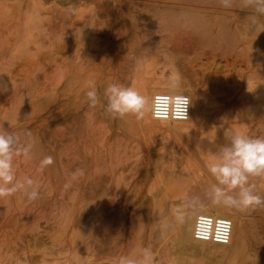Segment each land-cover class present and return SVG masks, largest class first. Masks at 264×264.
Instances as JSON below:
<instances>
[{"label":"rangeland","instance_id":"374dc122","mask_svg":"<svg viewBox=\"0 0 264 264\" xmlns=\"http://www.w3.org/2000/svg\"><path fill=\"white\" fill-rule=\"evenodd\" d=\"M258 7L0 0V125L33 142L32 158L14 162L17 178L31 177L40 192L35 201L0 198V264H116L141 247L154 264H264V205L232 210L246 222L236 249L181 241L173 220L177 206L210 202L208 163L228 143L225 130L264 137ZM172 75L202 98L194 124L104 112L108 83L149 97ZM89 79L101 98L95 108L86 103ZM44 156L53 163L41 170ZM250 183L264 197V177Z\"/></svg>","mask_w":264,"mask_h":264},{"label":"clouds","instance_id":"9594fccd","mask_svg":"<svg viewBox=\"0 0 264 264\" xmlns=\"http://www.w3.org/2000/svg\"><path fill=\"white\" fill-rule=\"evenodd\" d=\"M223 6L230 5V0H221ZM258 14H264V0L257 8ZM164 87L169 93V102L175 103L177 109H182L187 117L189 96L184 95L183 82L178 75L168 77ZM6 89L0 88V91ZM86 103L91 108L101 105L95 79H89L85 91ZM106 103L103 110L112 118L123 119L134 117L143 120L152 111L148 97L134 86L122 83H108L103 89ZM160 115L159 110L155 112ZM31 137V132H26ZM228 143L220 148L218 154H212L208 163V171L215 179L210 184L208 197L212 205L222 206L236 211L264 205V197L255 192V185L250 183V177H264V137H252L244 132L225 130ZM33 142H22L19 134L5 129L0 125V198L21 193L29 201L39 199L40 192L36 181L31 177L18 179L16 175V157L32 158ZM53 163L52 156H44L40 160L43 170ZM80 170L76 175H83ZM200 207L187 202L177 206L174 211V224H182L190 211ZM227 227V225H225ZM116 264H154V254L151 249L141 247L133 255L121 256Z\"/></svg>","mask_w":264,"mask_h":264},{"label":"bare ground","instance_id":"6f19581e","mask_svg":"<svg viewBox=\"0 0 264 264\" xmlns=\"http://www.w3.org/2000/svg\"><path fill=\"white\" fill-rule=\"evenodd\" d=\"M177 66V65H176ZM181 72V69H179ZM179 72V71H178ZM185 74V73H184ZM186 76V75H185ZM188 76V75H187ZM186 78V77H185ZM188 78V77H187ZM188 81V80H187ZM189 83V82H188ZM192 83V82H191ZM184 84V83H183ZM187 84V83H186ZM190 84V83H189ZM191 86V85H190ZM193 89H194V84H193ZM195 90V89H194ZM184 91V95L187 94L186 96H189V100H190V109H189V117L187 118L186 122L187 124H194V122L200 117V108H201V104H202V98L199 94L196 93H190L186 90H182ZM198 91V90H196ZM155 92V91H154ZM154 92H151V94L149 95L148 99H149V103L151 105V98L154 94ZM155 93H168V90L166 88L163 89H157ZM148 118H151V112L147 115ZM156 121V120H155ZM160 122H176V123H180L179 121H160ZM182 122V123H183ZM164 168V167H163ZM162 169V168H161ZM163 176V174H162ZM165 176V175H164ZM162 179V178H161ZM171 178H166V181H170ZM174 184V182H172ZM172 184V185H173ZM158 188V187H157ZM155 189V193L156 190ZM162 188V187H161ZM168 188V187H167ZM160 193H161V189ZM164 191V190H163ZM159 193V194H160ZM163 194V192H162ZM161 195V194H160ZM166 195V194H165ZM157 199V198H156ZM170 200V199H169ZM163 204V203H162ZM170 206V205H169ZM168 206V207H169ZM200 207H198L196 210L194 211H190L185 219L184 222L182 224H178V229L180 231V240L181 241H186L189 243L192 242H196V243H201L204 245H212V246H219V248H223V247H232L234 249L238 248L241 243L243 242L244 239V234H245V230H246V222L242 217L237 216L231 209H227L224 208L222 206H214L211 204V202L207 203V204H200ZM163 207V206H162ZM173 207V206H172ZM167 208V207H166ZM160 209V208H159ZM162 210V209H160ZM158 210V211H160ZM165 210V209H164ZM162 212V211H161ZM166 212V211H165ZM164 212V213H165ZM167 214V213H166ZM199 214H206V215H211V216H216V217H223V218H228L232 221L233 224V228H232V233H231V237H230V241L227 245L222 246V245H215V244H211V243H203V242H198L195 241L192 237V230H193V222L194 219L197 215ZM176 233V231H175ZM200 245V244H199ZM203 246V245H202ZM224 249V248H223ZM227 249V248H226ZM237 254V253H236ZM171 262V261H170Z\"/></svg>","mask_w":264,"mask_h":264},{"label":"built area","instance_id":"2783aa9c","mask_svg":"<svg viewBox=\"0 0 264 264\" xmlns=\"http://www.w3.org/2000/svg\"><path fill=\"white\" fill-rule=\"evenodd\" d=\"M169 94L154 93L151 98V117L156 121H186L189 117L190 102L187 106V117L175 103L169 102ZM159 110L160 115L155 112ZM227 225V227L225 226ZM233 224L228 218L199 214L193 222L192 237L195 241L225 246L229 243Z\"/></svg>","mask_w":264,"mask_h":264}]
</instances>
